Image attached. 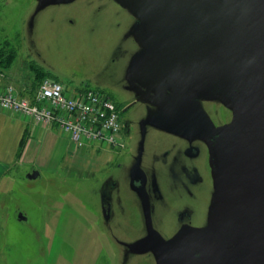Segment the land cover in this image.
I'll return each mask as SVG.
<instances>
[{
	"label": "rangeland",
	"instance_id": "obj_1",
	"mask_svg": "<svg viewBox=\"0 0 264 264\" xmlns=\"http://www.w3.org/2000/svg\"><path fill=\"white\" fill-rule=\"evenodd\" d=\"M102 5L100 0H74L40 9L39 0H0V50H5L1 59L14 53L8 68L1 66L17 84L33 85L34 91L40 77L47 75L74 90H101L115 102V97L139 98L140 88L127 80L142 50L131 34L137 19L125 10L117 9L118 15L116 5ZM148 104L154 103L139 98L125 114L135 129L134 140L139 127L136 120L147 114L148 119L155 117ZM206 108L216 125L224 121L218 120L217 115L224 111L219 104L209 102ZM148 125L158 128L153 122ZM156 135H149L148 144L157 147L164 142ZM131 143L130 136L121 150L96 145L64 152L56 157L55 170L43 168L36 179L28 178L35 169L27 163L8 166L0 180V264H156L149 253L130 252L132 236L152 225L151 214L156 228H169L168 223L177 221L184 206L199 223L210 195L196 192L189 203L184 183L163 174L161 167L162 194L151 199L152 212L144 211L141 196L127 178L133 156ZM114 178L121 179L120 187L114 189L116 194L110 190ZM105 182L107 188L103 187ZM103 189L114 195L116 204L120 202L115 219L104 216ZM20 213L26 219H20ZM119 215L122 221H118ZM119 236L126 240L120 242Z\"/></svg>",
	"mask_w": 264,
	"mask_h": 264
},
{
	"label": "water",
	"instance_id": "obj_2",
	"mask_svg": "<svg viewBox=\"0 0 264 264\" xmlns=\"http://www.w3.org/2000/svg\"><path fill=\"white\" fill-rule=\"evenodd\" d=\"M72 1L39 0L38 8ZM115 1L137 19L131 34L142 50L127 80L140 99L164 115L187 111L196 98L233 112L207 139L214 181L207 226L128 247L151 251L157 264H264V0ZM103 213L110 219V203Z\"/></svg>",
	"mask_w": 264,
	"mask_h": 264
},
{
	"label": "flooded vegetation",
	"instance_id": "obj_3",
	"mask_svg": "<svg viewBox=\"0 0 264 264\" xmlns=\"http://www.w3.org/2000/svg\"><path fill=\"white\" fill-rule=\"evenodd\" d=\"M142 91V90H141ZM116 98L117 108L120 112V117L125 133V138H132L131 147L133 150V156L127 171L129 170L127 178L129 180L130 187L141 196L142 203L144 204V211L152 212V198H159L162 194L161 184L159 181V173H162L161 167L164 169L163 174L170 175L174 181H182L186 189V197L190 203V199H194L203 192L204 195L213 196V174L211 167V155L207 142L208 137L214 129L226 125L233 117V112L222 102L211 101L210 99L196 98L193 100L194 106L188 107L187 111L183 110L181 113H174L173 115H164L160 112V108L155 104H148L149 108L155 115L154 118L148 119V114L144 117H139L136 121L139 123L137 127L138 134L134 140L135 129L130 127V120L126 119V113L132 109L138 102V97L134 99H118ZM209 102H215L219 104L224 111H220L219 121H223L220 125H216L213 115L207 110L206 106ZM217 111V109H215ZM224 112V113H223ZM218 113V112H217ZM134 114V113H133ZM133 114L129 116L132 120ZM221 119V120H220ZM133 123L135 120L132 121ZM153 122L158 128H151L148 124ZM151 133L157 134V140L161 142L159 146H154V143L148 144V138ZM166 145L165 150L162 153H157L159 149ZM169 145V148L167 146ZM209 149V152L207 151ZM127 165V164H126ZM120 167L122 164L120 163ZM108 183H104V188L108 187ZM208 184V185H207ZM114 188H118L121 185V179L118 178L112 183ZM195 186H197L195 190ZM163 197V195H162ZM210 198L201 220L195 219L194 214L189 208L184 206L179 210V216L177 221L168 223L169 228L160 229L156 228L150 217L152 227L158 232L157 235H150V224L145 226L144 232H141L138 236H132V242L150 237V244L159 242L158 237H162L164 241L173 238L183 227H205L208 224V212L210 209ZM212 201V199H211ZM102 202L111 204V216H112V196L102 192ZM120 204V202H118ZM191 206V204H189ZM110 216V218H111ZM200 219V218H197ZM151 229L153 230V228ZM165 230L164 233L161 230ZM138 230V229H137ZM122 242L123 240H119ZM149 246V245H148ZM130 250V249H129ZM131 252V250H130ZM135 253V252H134ZM154 256L151 251L145 253L135 254H147ZM151 258V257H150ZM155 263L157 264L156 258Z\"/></svg>",
	"mask_w": 264,
	"mask_h": 264
},
{
	"label": "built area",
	"instance_id": "obj_4",
	"mask_svg": "<svg viewBox=\"0 0 264 264\" xmlns=\"http://www.w3.org/2000/svg\"><path fill=\"white\" fill-rule=\"evenodd\" d=\"M0 77H5L0 71ZM0 109L31 118L44 126H56L77 145L125 147L120 112L106 92L74 90L52 77H44L33 95L19 94L12 84L0 86Z\"/></svg>",
	"mask_w": 264,
	"mask_h": 264
},
{
	"label": "crops",
	"instance_id": "obj_5",
	"mask_svg": "<svg viewBox=\"0 0 264 264\" xmlns=\"http://www.w3.org/2000/svg\"><path fill=\"white\" fill-rule=\"evenodd\" d=\"M100 1L105 5V7L116 5V10H125L126 13L131 14L126 8L121 6L115 0ZM104 5H102V8ZM105 11L106 10L104 8L103 12L106 14L107 12ZM103 12H100V15H102ZM119 13L120 12L117 10L118 15H120ZM132 21L134 20L132 19ZM0 71L4 72L5 74V77H0V86L12 84L16 86L19 94L29 96L33 95V85H26L25 83H22L23 85L17 84V82L14 81L11 76H8V73L5 70L0 69ZM24 85L27 86V90H24L26 89ZM68 87L70 88L71 86ZM58 129L59 128L56 126H44L38 122H35L31 118L21 116L8 110L0 109V180H2L4 172L7 170L8 166L27 163L26 165H29L30 168L38 169L40 172L43 171V168L55 170L56 168L53 166V164L56 162L57 156H61L64 154V152L69 154L77 151V149L86 148L85 146L77 145L76 143V145H73L68 142L69 136L65 135ZM22 141L24 143L23 149L21 150L20 147L22 145ZM113 180L114 182L116 181L115 178ZM114 189L115 188L112 185L110 187V190H112L111 193L114 192ZM114 194L116 193L114 192ZM114 200L115 197L113 195L111 219L116 218L118 212L117 209H119L118 204H116ZM118 221H122L120 215ZM119 237V240H126V238L122 236Z\"/></svg>",
	"mask_w": 264,
	"mask_h": 264
},
{
	"label": "trees",
	"instance_id": "obj_6",
	"mask_svg": "<svg viewBox=\"0 0 264 264\" xmlns=\"http://www.w3.org/2000/svg\"><path fill=\"white\" fill-rule=\"evenodd\" d=\"M6 45L10 46L9 42H6ZM4 52H5V50H4V51L0 50V69H1V70H4V68H3L1 65H5V66H7V68H8L9 63H10L11 60L14 58V53H12V51H11V52H9V55L6 56V59H5V60L1 59V58H2L1 56L4 54ZM45 74H46V73H45ZM43 75H44V74H43ZM46 76H47V75H44V76L40 77L39 82H40L44 77H46ZM23 143H24V142L22 141V145H21V147H20L21 150L23 149ZM21 150H20V152H21Z\"/></svg>",
	"mask_w": 264,
	"mask_h": 264
}]
</instances>
